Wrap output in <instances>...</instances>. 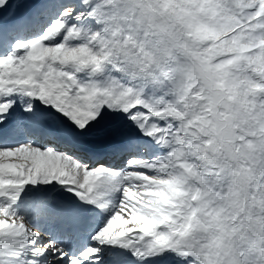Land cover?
Listing matches in <instances>:
<instances>
[{"label": "snow or ice", "instance_id": "1", "mask_svg": "<svg viewBox=\"0 0 264 264\" xmlns=\"http://www.w3.org/2000/svg\"><path fill=\"white\" fill-rule=\"evenodd\" d=\"M0 264H264V0H0Z\"/></svg>", "mask_w": 264, "mask_h": 264}]
</instances>
